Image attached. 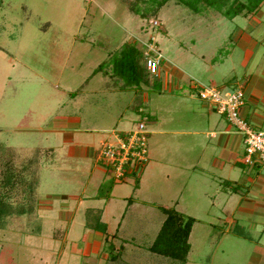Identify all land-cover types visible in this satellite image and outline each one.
<instances>
[{"label": "rangeland", "instance_id": "obj_1", "mask_svg": "<svg viewBox=\"0 0 264 264\" xmlns=\"http://www.w3.org/2000/svg\"><path fill=\"white\" fill-rule=\"evenodd\" d=\"M185 1L193 6L181 0H0V191L5 203L4 215L0 217V264H180L149 252L147 247L164 219L160 208L173 206L178 190H182L183 202H197L192 192L183 189L185 182L193 187L195 177L174 175L170 170L167 177L156 176L139 191L138 197L132 195L138 201L131 202L123 215L125 200L117 196H128L135 178L130 176L116 183V197L104 210L102 220L111 235L117 231L111 242L115 246L123 242V246L120 256L109 261L102 248L93 254H81L82 209L86 205L99 206L103 201L85 198L88 190L80 194L81 181L65 176L79 172L75 171V159L67 158L59 148L53 149L52 155L40 151L47 144L58 143L57 129L65 127L56 118L60 114L79 116L81 130L88 122L106 126L100 129L98 135L103 136L99 140L110 132L119 116L134 120V127L141 121L146 130L151 128V116L175 127L188 125L185 109L182 114L175 107L169 112L164 101L168 94H157V88L146 85L145 79L141 87L143 101L137 94L140 82H132L129 69L132 63L143 60V43L149 36L163 60L179 62L181 66L189 64L186 58L198 57L195 54L199 53L205 58L211 54L209 59L218 64L230 51V33L234 24L242 23L239 17L232 20L223 13L233 2L229 5L231 0H225L221 5L219 0H209L215 3L210 6L204 0ZM254 19L261 20L262 39L264 4ZM153 20L156 26L150 24ZM133 40L135 50L129 48ZM98 63L99 70L90 76ZM233 64L240 68L235 77L225 73L228 60L216 66L217 73L211 80L216 87L229 78L225 80L227 85L221 87L223 91L233 88L237 79L243 82L239 74L244 70L250 73L254 67L253 63L240 67L238 56ZM78 87L83 96L65 100L67 91ZM113 87L121 89L116 97L111 95ZM92 89L95 90L90 93ZM136 94V99L124 107ZM136 106L144 112L133 111ZM165 115L174 123L168 122ZM128 128L118 124L115 131ZM173 139L182 141L184 135L171 136L170 141ZM158 142L146 136L147 156L154 154ZM166 144L170 146L171 142ZM161 157L172 165L188 162L182 160L183 154ZM42 163L51 170L41 167ZM214 191L210 186L207 194ZM79 195L82 196L77 200L74 196ZM28 205V212H23ZM193 214L195 221L188 236L190 250L183 264H254L250 255L255 242L224 234L216 243L212 237L218 236V231L209 227L214 219L203 212ZM206 254L208 261L203 260Z\"/></svg>", "mask_w": 264, "mask_h": 264}, {"label": "crops", "instance_id": "obj_2", "mask_svg": "<svg viewBox=\"0 0 264 264\" xmlns=\"http://www.w3.org/2000/svg\"><path fill=\"white\" fill-rule=\"evenodd\" d=\"M263 4L264 0L252 11H242L230 18L233 20L235 17H239L242 19V23L239 26L234 24V29L229 36L232 48L229 52L225 53V57L218 61V64L215 63L213 58L209 59L211 54L209 56L207 54L208 57L205 58L202 53L195 54L198 57H191L192 53H189L191 58L185 59L189 63L187 66H181L179 62L175 63L169 59H159L157 76H153L147 71L144 58H142V61L140 59L130 65L129 69L132 82H140V88L137 94L142 97L143 101L144 90L141 87H143L142 82L145 79L146 85L151 87L155 86L154 89L157 88L155 89L157 94L160 95L163 92L168 94L165 95L167 99L164 101H167L169 112L175 107L182 114L183 108L188 113L189 118L187 120L188 125L180 128V126L175 127L174 124L172 126L168 125L163 120L160 123L155 116H151L150 130H146L144 126L145 138L147 135H150L153 137V142L155 139L159 142L156 151H154V154L147 156V161L139 172L126 173L121 180H117L96 159V151L100 144L103 142H113L116 133H123L131 130L132 127L134 128V120L127 116H119L116 122L112 124L113 126L110 132L99 140L103 136L102 134L98 135L100 129L103 130L106 127L101 125V123H84L83 125L85 127L81 130V120L76 114H60L56 116L57 120L65 126L63 130L57 129V132H59L58 143L56 145L47 144L41 148L40 152L51 153L50 155H52L54 152L53 149L59 148L63 150V154L67 158L75 159L77 163L75 171L79 170V172L76 173V176L73 174L72 176L68 174L65 176L72 179L78 178V181H81L82 188L80 194L84 195V191L88 190L85 198L103 201L99 206L86 205L82 209L83 233L81 238L84 243V248L81 254L87 255L99 252L103 246L101 245L99 247L101 242L103 243V235L101 232L85 225V220L88 217H98L104 224L106 233L111 235L107 232V226L102 220V216L106 207L111 206L112 198L116 197L114 195L117 186L116 183L125 181L130 176L135 178L131 186L132 189L130 188V194L128 196H117V198H121L123 201L125 200L122 210L123 215V212L130 206L131 202L138 201L139 191L143 187L145 188L147 183L156 178V176L167 177L170 170L174 175L190 174L191 176L189 177L196 178L197 181L193 183V187H189L187 182H185L183 189L192 192L194 195L193 198L197 202H193V205L187 200L183 202L180 198L182 190H178V197L174 198L173 206L166 207L162 205L163 207L161 208L172 207L182 215L192 218H194L193 213L198 215L203 212L214 219V222L209 223V227L218 231V236L212 237L216 243L219 242L224 234L255 242L254 251L251 253L250 259L254 264L264 262V242L262 243V240H264V169H261L262 164L255 163L252 166H247L240 162V157L244 153L241 136L228 125L222 115L216 112L213 105L199 99L197 96L198 85H207L204 83L206 81L210 82L214 78L217 73V65L221 66L228 60L229 66L225 69V73L227 72L231 75L229 77H235L236 72L240 68H236V64H233L234 57H239L240 67H247V65L253 63L254 67L252 72L246 73L244 70L239 74V80H243L245 97L244 104L240 107L239 112L253 128L264 130V50H260L264 38L260 39V35H262V30L259 28L261 20L257 21L254 19L260 13ZM134 41L130 42L129 45V48L133 50H135V45H133ZM140 48H142L141 45ZM127 50L129 51V49ZM234 53L235 55H232ZM233 65H235V68H233ZM100 66V63H98L90 73V76L94 75ZM146 75L149 78H146ZM221 75L223 78V74ZM225 80L220 83V87L226 84ZM210 84H213L212 81L208 85ZM79 88L71 91L68 90V95L65 100L70 102L75 98H79L83 94L79 91ZM94 90L92 89L90 93ZM119 91L121 92L120 87H113L111 95L116 97ZM137 94L135 97L132 95L124 107L127 108L132 100L136 99ZM79 111L80 108L78 109ZM133 111L141 114L144 112V109L136 106ZM168 116L165 115L164 117L168 122L174 123L171 117ZM118 124L129 126V128L115 131ZM178 135H184V139L182 141H176L174 139L170 141L171 136ZM168 139L171 142L170 146L166 144L170 143ZM163 154H170L169 158L173 154H180L181 156L183 154L184 157H182V160L185 161L188 159V162L186 161L182 165H172L170 160L166 162L162 161L161 156H164ZM52 161L48 162V164ZM43 164L40 166L51 170L47 163ZM86 165L87 170L84 171ZM210 186L214 187L215 191L212 194H207ZM134 194L135 196L137 195L136 199L132 197ZM82 195L74 197L79 200ZM220 223L226 226L224 227ZM117 224L119 228V223ZM116 233L117 231L112 235L115 237ZM119 243L123 246V242ZM97 244V247L92 246ZM118 246L119 244L117 246L114 245L115 248H118ZM209 254L212 255L211 253ZM104 258L106 259V254ZM207 258L208 255L206 254L203 260L208 261ZM192 264L200 263L192 262Z\"/></svg>", "mask_w": 264, "mask_h": 264}, {"label": "built area", "instance_id": "obj_3", "mask_svg": "<svg viewBox=\"0 0 264 264\" xmlns=\"http://www.w3.org/2000/svg\"><path fill=\"white\" fill-rule=\"evenodd\" d=\"M150 24L156 26L157 22L153 20ZM143 45L145 67L150 74L157 76V64L161 55L156 50L153 37L149 36ZM197 96L213 105L216 112L241 136L244 153L240 162L247 166L255 163L264 165V130L253 128L239 112L245 98L243 83L237 81L233 88L226 91L213 84L198 85ZM96 159L117 180H121L126 173L139 172L147 161L143 123L138 122L133 129L121 135L116 133L113 142L101 143L96 151Z\"/></svg>", "mask_w": 264, "mask_h": 264}, {"label": "trees", "instance_id": "obj_4", "mask_svg": "<svg viewBox=\"0 0 264 264\" xmlns=\"http://www.w3.org/2000/svg\"><path fill=\"white\" fill-rule=\"evenodd\" d=\"M181 1L187 6H193L192 2H184V0ZM206 1L210 6L212 4H215L211 1L209 2V0H204L203 2L206 3ZM224 1L225 0H219L221 5L224 4ZM262 1L263 0H231L229 1V5H231L233 2V6L225 9L223 13L225 16L232 17L233 15L239 14L242 11L249 12L255 9ZM217 4L219 5V3ZM231 8L233 9L230 10ZM32 183L35 185L36 181L34 180L32 181ZM3 198L4 194L0 191V217L4 215L3 213L5 212V203ZM25 207L26 208L23 210V212H28L30 206L28 205ZM161 211L165 215L164 219L162 220L151 243L147 247V250L160 256L178 260L180 264H183L189 250L188 236L195 219L189 216L182 215L172 207L161 208ZM13 212V209H11V213ZM18 213H20V211ZM85 225L93 230L101 232V234L103 235L102 250L106 253V260L113 261L116 259V257L120 256L119 254L122 250V245H119L118 248L114 247L110 239L112 238V236L114 237V235H109L106 233L105 226L98 219V217H88V219L85 220Z\"/></svg>", "mask_w": 264, "mask_h": 264}]
</instances>
